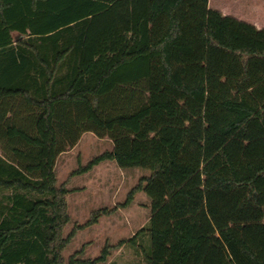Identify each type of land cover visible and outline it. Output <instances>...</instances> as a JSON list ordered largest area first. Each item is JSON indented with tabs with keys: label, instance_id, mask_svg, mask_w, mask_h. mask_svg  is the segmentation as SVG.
<instances>
[{
	"label": "trees",
	"instance_id": "obj_1",
	"mask_svg": "<svg viewBox=\"0 0 264 264\" xmlns=\"http://www.w3.org/2000/svg\"><path fill=\"white\" fill-rule=\"evenodd\" d=\"M206 40L183 83L184 25ZM93 133L113 148L58 184V158ZM114 161L145 169L126 201L71 222L69 180ZM146 226L97 258L64 252L138 193ZM264 264V29L209 0H0V264Z\"/></svg>",
	"mask_w": 264,
	"mask_h": 264
},
{
	"label": "rangeland",
	"instance_id": "obj_2",
	"mask_svg": "<svg viewBox=\"0 0 264 264\" xmlns=\"http://www.w3.org/2000/svg\"><path fill=\"white\" fill-rule=\"evenodd\" d=\"M214 9L221 7L224 13L237 18L261 24L264 27V0H212ZM223 13V14H224ZM179 45H189L193 54H183L186 74L183 83L193 86L205 79L206 75V40L200 34L198 25L185 24L184 34ZM113 144L108 139H100L93 133L82 136L78 145L61 157L58 165V184L66 182L71 173L88 165L95 157L110 151ZM105 161L97 165L91 176L86 173L72 177L68 182V201L71 222L65 234H69L75 224H84L94 210L120 206L126 201L129 191L143 176L150 175L149 170H119L123 176H115L112 168L105 167ZM109 174V176H106ZM117 174V175H119ZM101 175V176H100ZM151 216V201L144 192L136 195L133 204L120 208L110 216L102 217L98 224L80 230L64 254L68 258L86 244V257L97 258L106 245L116 246L131 239L141 228L147 225ZM103 264H144L140 250L132 244L124 245L111 252Z\"/></svg>",
	"mask_w": 264,
	"mask_h": 264
},
{
	"label": "crops",
	"instance_id": "obj_3",
	"mask_svg": "<svg viewBox=\"0 0 264 264\" xmlns=\"http://www.w3.org/2000/svg\"><path fill=\"white\" fill-rule=\"evenodd\" d=\"M212 4H213V1H212V0H209V6H210V8H211V9H214V7L212 6ZM214 10H218V11L224 13V10H222L221 7H219V8L217 7V9H214ZM224 15L232 16V17H234V18H236V19H238V20H241V21H245V22H247L246 20H243V19L237 18V17H235V16H233V15H230V14H228V13H224ZM247 23H250V24L256 26V27L259 28V29H264V27L261 26V24H256V23H254V22H247ZM67 153H68V152H67ZM67 153L62 154V155L58 158V161H57V164H56V171H57V173H58V165H59V161H60L61 157H63V156H64L65 154H67ZM99 167H100V166H99ZM99 167L96 166L92 171L86 173V175H87V176H91L95 170L99 169ZM105 167H107V168H112V170L115 172V176H123L122 174H119L118 171H119V170L124 171V170L120 169V168L118 167V165H117L114 161H109V162L105 163ZM117 174H119V175H117ZM100 176H101V175H100ZM106 176H109V174H107ZM68 205H69V201H68ZM69 211H70V206H69ZM76 236H77V235H76ZM74 239H75V238H74Z\"/></svg>",
	"mask_w": 264,
	"mask_h": 264
}]
</instances>
